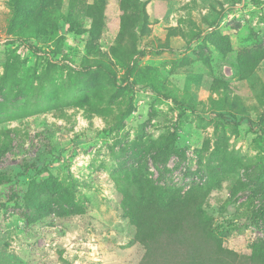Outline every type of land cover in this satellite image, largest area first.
Masks as SVG:
<instances>
[{
	"label": "rangeland",
	"instance_id": "obj_1",
	"mask_svg": "<svg viewBox=\"0 0 264 264\" xmlns=\"http://www.w3.org/2000/svg\"><path fill=\"white\" fill-rule=\"evenodd\" d=\"M13 1L0 0V264H138L127 179L204 189L225 248L264 246V0H106L98 27L36 0L27 32L8 28Z\"/></svg>",
	"mask_w": 264,
	"mask_h": 264
},
{
	"label": "trees",
	"instance_id": "obj_2",
	"mask_svg": "<svg viewBox=\"0 0 264 264\" xmlns=\"http://www.w3.org/2000/svg\"><path fill=\"white\" fill-rule=\"evenodd\" d=\"M20 1L23 0L13 1V15L8 28L11 30L21 23L22 31L27 32L29 25L24 21L29 19L28 13L37 8L36 0H24L28 4L25 6ZM105 1L68 0V11L70 15L75 14L91 26L98 27ZM122 2L129 3L128 0ZM24 16L26 18L22 19ZM122 16L126 17L125 11ZM127 24L123 27L124 33L128 31ZM95 67L113 84L116 83L112 71L101 65ZM130 73L128 70L127 74ZM222 117L230 124L239 125L233 118ZM121 196L137 241L144 249L138 264H264V246L251 255H239L223 246L213 227L204 189L193 186L188 190L169 189L153 186L148 180L127 179Z\"/></svg>",
	"mask_w": 264,
	"mask_h": 264
}]
</instances>
